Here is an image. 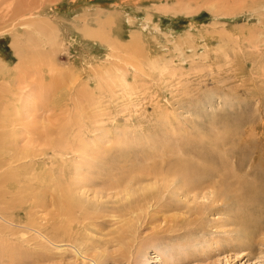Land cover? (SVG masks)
Segmentation results:
<instances>
[{
	"label": "rangeland",
	"instance_id": "obj_1",
	"mask_svg": "<svg viewBox=\"0 0 264 264\" xmlns=\"http://www.w3.org/2000/svg\"><path fill=\"white\" fill-rule=\"evenodd\" d=\"M6 1H0V105L10 95L9 104L27 115L19 145L35 141L36 149L48 151L34 162L41 168L61 162L67 179L81 182L69 190L85 204V215L73 210L77 237L70 242L80 247V257L24 229L30 242L8 236L16 251L22 246V257L0 264H88L84 256L98 264H264L263 188L253 187L250 198L244 189L226 192V169L212 190L186 193L171 182L162 199L174 204L171 209L136 210L119 191L125 184L115 187L106 173L133 175L160 163L168 146L191 153L176 150L165 161L198 164L192 155L202 153L226 158L233 168L235 155L251 150L242 146L244 135L263 134L264 144V0H18L9 7ZM36 4L48 17L30 16L38 14ZM11 13L21 20L3 21ZM37 19L50 25L33 26ZM50 140L61 156L50 151ZM148 149L154 159L139 164L136 157ZM245 167L235 179L254 181ZM136 184L129 201L138 196L133 188L151 183ZM56 188L45 191L46 201L60 196L62 187ZM53 209L33 215L40 231H49ZM36 255L45 261L36 262Z\"/></svg>",
	"mask_w": 264,
	"mask_h": 264
},
{
	"label": "bare ground",
	"instance_id": "obj_2",
	"mask_svg": "<svg viewBox=\"0 0 264 264\" xmlns=\"http://www.w3.org/2000/svg\"><path fill=\"white\" fill-rule=\"evenodd\" d=\"M0 1H2V0H0ZM7 1H6V3H7ZM15 1L17 2L18 0H10V1H8L7 4L4 3V5H8V7H9L10 6L9 2H10V4H12ZM42 1L43 0H41V3H42ZM20 2H21V0H20ZM25 2H22V3H25ZM27 5H26V7H27ZM32 5H33V3H32ZM28 8H29V5H28ZM29 9H31V6ZM6 10H7V13H9L11 11L8 9H6ZM38 10L39 9H38V5H37L35 12H37ZM39 13H40V10L38 11V14L37 13L36 14H30V16H32L33 18L40 17V15H42L44 17L46 16V15L39 14ZM11 14H9L8 16L11 15L12 17H7L3 21H6V20L12 21L13 19H15V17L17 16L16 13H15V15H13L14 13H11ZM0 15H2V13ZM25 15H27V14H25ZM46 17H48V16H46ZM18 20H21V17H18ZM16 21L17 20H14L13 23L17 24L18 21L17 22ZM45 22L46 21H41L40 19H37L36 21L33 22V26L35 25L37 27L38 26L44 27V26L50 25L49 22H46V23ZM23 24L24 25L25 24L30 25L27 22L23 23ZM13 25L14 24H12L11 27H14ZM81 25H83V24H81ZM11 27H7V28L8 29L10 28V31H11L12 30ZM28 27H30V26H28ZM25 28L26 27L24 26V29ZM86 32H87V30H86ZM91 35L90 36L85 35V36L86 37H92ZM252 36H254V35H252ZM89 67H90V65H89ZM91 69H95V68H91ZM132 69H134V68H132ZM95 73L97 74V72H95ZM96 74H94V75H96ZM94 75L92 74V77H94ZM96 76H98V75H96ZM75 77H73V78H75ZM79 78H77V80ZM79 84H81V82ZM53 85H55V84H53ZM7 91H6V93H8ZM67 91L70 92V88ZM2 94H3V92H2ZM9 94H7V96ZM0 98H2V96H0ZM9 100L10 101L13 100V98L10 97V95H9V99L7 98L8 103H6V105L4 104L3 106L0 105V262L5 263L7 260L12 262L15 257H19V258L22 257L23 251L20 250V248L22 246L18 247V249L16 251L17 245L15 246L14 242L8 236L14 235V236H16V238H18L19 241L25 240V241L30 242V239L27 240V238L25 237L26 232H24V231H26V230H24V229H29L30 231H33V233H35L33 235H37L36 237L40 238L42 242L48 244L50 247H58L59 245H57V243H55V242H59V244H61V247L62 246L70 247L72 250H74L76 255L78 257H80V254H82L81 251H79L80 247L78 249L75 246L76 244L75 245L73 244L76 242H73L71 244L70 241L73 238V236L77 237V231H75L76 233H73V230H74V228H76L74 221L78 222V220H76L77 218L74 219L75 216L74 217L72 216L73 210L78 209L77 212L80 211V212H82L81 213L82 215H85V213H83L84 212L83 211V204L84 203L82 204L81 202H83V201H81V200L78 201V197L72 198L73 196L71 197V195H70L71 191L69 189L71 187L73 189L74 188L78 189L77 186L80 185L81 182L79 181L80 183L78 184V183H76L78 180L75 179L76 181L71 180L74 183V184H72L70 182V180L67 179L66 169L63 167V163H61V162H58L56 164V166H54V167L50 166L47 168L46 167L41 168L43 166L42 162H37V161L34 162L33 161L35 159L38 161L40 159L42 161H44L41 158V156H44L48 151H47V149L42 150V148L36 149V147H35L36 144L34 145L35 141L30 143V144L27 143V145H19V141L22 140V138L20 136H21L22 132L26 130L23 126V122H25L27 124V120H26L27 115L24 113V110L21 111L22 108L16 109L12 105H10ZM2 101L4 102V100H2ZM63 102H65V101H63ZM0 103L3 104L2 102H0ZM10 103H12V102H10ZM66 105H68V104H66ZM24 119H25V121H24ZM74 125H75V123H74ZM247 127H249V126H247ZM42 133H44V132H42ZM257 134H258V132H257ZM244 136H245L244 138L242 137L243 142L241 141V137H240V141L244 144L242 146H245L247 148L249 147V148H251V150L249 149L250 152L248 151L249 152L248 155L246 154L247 152L245 153V151H244L247 149L239 151L238 155H235L236 161L234 163L235 167H233V168L231 166L228 167V163L226 161V158H223V157L217 158L214 156H213L214 157L213 158V157H209L210 155L208 156V155L202 154V153H197L195 155L194 154L192 155V156L196 157L197 160H200L201 163H198V164H197V162L192 163V161L190 159L182 160V159H180V157L177 159L168 160L169 159L168 155L172 156L173 154L176 153L175 152L176 150H179V151H177V152H179V154L181 152H183V154H185V155H187L188 153H191V151H189L190 149H187V148H184V149L182 147L173 148L171 146H168V148H165L163 150L159 149V151H157V152H160L162 150L161 153H159V155H158V156H161V158H162L161 162H160V160H158L160 163H157V164L154 163L151 166H146V167L141 168L139 170H137L139 168L138 166H137L138 168L134 167V168H136V170H134V168H133V170L135 171L133 175H132V172L129 173L130 171L126 172V175L124 173H118L117 174V172H115L116 170L113 171L110 168L109 169L111 171L108 170L107 172L106 171L105 172L107 173V177H108L109 181L111 179L112 184L115 187L116 186L119 187L121 184H125V185L121 186V189L119 191L122 192V195H123V193H125V198H124L125 201L128 202V205L130 206L131 209L134 206L136 210H144L147 207L152 206V205L154 206V208H156V209L158 208V209L164 210V211H165V209L167 210L168 208L171 209V207H173L174 204L172 202H170L169 200H162L163 196H165V190L169 187L171 182H175L173 190H176V189L180 190L181 189V191H184L186 193L187 192L189 193L190 191L193 192L197 189H201V188H205V187H208L207 189H211V188L213 189V184H214V182H216V178L221 176V173L225 172L226 169L228 171L225 172V174H223V180L221 182L226 187V189H225L226 192H234L235 190L244 189V191L246 192V195H248L250 198V197H253V195L255 193V192L252 193V190H253V187H255V189H256V185H257V187L259 186V187L264 189V173H259L261 169H264V144H262V141H261V139H262L261 137L263 136V134H261L260 137L257 136L258 138H256V139L254 137L252 139V136L250 133H247ZM56 139H58V138H56ZM56 139H55V141H56ZM62 139H63V137H62ZM44 140H45V138H44ZM52 141L53 140H50V142H52ZM63 142H61V140H60L59 144H62ZM235 142H236V140H235ZM48 143H45V144H48ZM59 144H55L52 142V143H49L48 146H49L50 151H52V152L58 151L59 153H57V152H55V153H57L59 156H61L62 155L60 153L61 150L59 151V149H58L59 146H57ZM261 144L263 145V147L259 148L258 146ZM238 145L240 146L241 144H238ZM144 152H143V154H141L142 152L140 150L141 156L136 157V159H138L137 162L139 164L141 162L147 163L148 159L153 158V157L152 158L150 157V156H153V154H154V152L151 149L149 150L150 153L146 154L147 156H144V154H145ZM151 153H152V155H151ZM155 154H157V153H155ZM176 154L178 155V153H176ZM54 156H55V154H54ZM166 156L168 157V159L165 161ZM35 157H39L40 159L35 158ZM230 157H232V156H230ZM51 158H52V156H51ZM63 159H65V157ZM157 159H159V157ZM60 161H62V160L60 159ZM24 162H27L28 164L20 166V164H22ZM108 164H109V162H108ZM203 164H205L206 166ZM246 165L248 166V170L246 171V173L248 175H250L251 173H254L253 174L254 181L246 182L244 180L243 181L236 180L235 177L239 174V172H242L246 169V167H245ZM24 166H26V168ZM103 170H105V169H103ZM98 171H99V173H101L100 172L101 170H97L96 172H98ZM102 174H103V172H102ZM73 175H75V174L73 173ZM73 175H72V177H73ZM91 175L92 174H90V176ZM61 176L63 177V179H60ZM55 177H56V180H55ZM95 177L99 178V176H97V175ZM228 178H233L234 180L232 182H229V181H227ZM70 179H72V178H70ZM103 180H104V178H103ZM137 181L146 182V183L150 182L151 184H150V186L147 185V186H149L148 188H146V187L145 188H139V189L133 188L134 193L136 195L138 194V196H137L136 200H133V201L130 200L129 201V199H131V197H132L129 194V188H131L132 186L133 187L136 186ZM176 181H177V183H176ZM64 183H67L68 184L67 186L70 185L71 187L69 186V188L68 187L65 188L66 185ZM57 184L59 185V187H62L61 189H59L60 191L58 190L60 192V196H58L57 199L55 198L56 199L55 201H46L45 196H44L45 191H47V189L49 190V188L50 189L53 188V191H55L54 187L56 188ZM62 184L65 186H63ZM51 186H52V188H51ZM103 186H104V184H103ZM153 186H156V187H153ZM115 189H117V188H115ZM56 190H57V188H56ZM58 191H57V193L59 195ZM49 192H51V191H49ZM51 193H53V192H51ZM48 194H50V193H48ZM118 203H120V202H118ZM50 206L55 209V210L53 209L54 210L53 212L51 211L52 212L51 218H49L53 224L50 226L48 232L47 231L42 232V231H40V226L38 228V225H34L36 223L35 222L36 219L33 218V215L35 214L36 211H38V210L43 211V209H45V208L47 209ZM115 206H116V204H115ZM111 210H115V209H111ZM90 211H91V208H90ZM126 211L128 212V210H126ZM115 212H116V210H115ZM112 214H113V211H112ZM97 215H98V213H97ZM101 216H102V214H101ZM57 218H60V219H57ZM85 219H87V218L85 217ZM81 220H83V219H81ZM43 221H44V219H43ZM57 222L60 224H57ZM80 222L84 223L83 221H80ZM45 223H47V221ZM46 225L44 226V228L47 227ZM80 228H82V227H80ZM33 240H35V239H33ZM14 246L16 247L15 249L13 248ZM50 247H48V248H50ZM83 255H84V253H83ZM84 259H88L87 260L88 264H98V261L96 260L95 256H91V258H89V256H86V257L84 256ZM30 260L32 262L34 261L31 258H30ZM35 261L36 262H43V261H45V257L41 256V255H36ZM17 263L18 264H24L23 260H21V262H17ZM83 263H85V262H83Z\"/></svg>",
	"mask_w": 264,
	"mask_h": 264
}]
</instances>
